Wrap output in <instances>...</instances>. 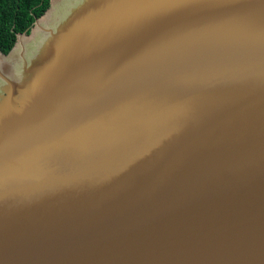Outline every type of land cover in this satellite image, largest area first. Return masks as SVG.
I'll list each match as a JSON object with an SVG mask.
<instances>
[{
  "label": "water",
  "instance_id": "1",
  "mask_svg": "<svg viewBox=\"0 0 264 264\" xmlns=\"http://www.w3.org/2000/svg\"><path fill=\"white\" fill-rule=\"evenodd\" d=\"M63 3L0 50V264H264V0Z\"/></svg>",
  "mask_w": 264,
  "mask_h": 264
},
{
  "label": "trees",
  "instance_id": "2",
  "mask_svg": "<svg viewBox=\"0 0 264 264\" xmlns=\"http://www.w3.org/2000/svg\"><path fill=\"white\" fill-rule=\"evenodd\" d=\"M48 5L49 0H0V50L7 52L13 45L15 33L27 30L34 17L43 13Z\"/></svg>",
  "mask_w": 264,
  "mask_h": 264
},
{
  "label": "bare ground",
  "instance_id": "3",
  "mask_svg": "<svg viewBox=\"0 0 264 264\" xmlns=\"http://www.w3.org/2000/svg\"><path fill=\"white\" fill-rule=\"evenodd\" d=\"M71 2H73V0H64V5L70 4ZM63 12L59 13V14H54L51 18H49V20L47 21L48 24H54L56 23V21H58L61 18V14ZM21 38L19 39L20 42ZM18 49V48H17ZM16 50L12 51L9 55L7 56H1L0 55V60H3V62L0 63V71H6L11 73L14 69V67L17 68V63H18V56L15 54ZM15 54V55H13ZM13 55V56H12Z\"/></svg>",
  "mask_w": 264,
  "mask_h": 264
}]
</instances>
